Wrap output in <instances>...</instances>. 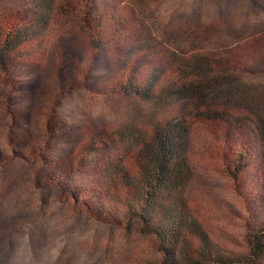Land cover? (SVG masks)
<instances>
[{"label":"rangeland","instance_id":"374dc122","mask_svg":"<svg viewBox=\"0 0 264 264\" xmlns=\"http://www.w3.org/2000/svg\"><path fill=\"white\" fill-rule=\"evenodd\" d=\"M38 2L0 0V22H32ZM131 2L142 24L128 56L93 54L70 17L56 26L46 56H25L10 74L0 71V264H149L159 257L151 236L109 221L102 178L107 162L129 148L116 131L179 120L193 101L150 103L109 90L133 70L170 65L177 54L234 55L244 65L232 98L264 111V0ZM142 46L149 51L140 53ZM124 57L129 63L120 66ZM199 131L205 154L185 197L216 245L243 253L242 198Z\"/></svg>","mask_w":264,"mask_h":264},{"label":"trees","instance_id":"16d2710c","mask_svg":"<svg viewBox=\"0 0 264 264\" xmlns=\"http://www.w3.org/2000/svg\"><path fill=\"white\" fill-rule=\"evenodd\" d=\"M131 1L39 0L30 8L32 22H0V71L10 74L19 59L46 56L56 26L70 17L93 54L115 49L128 56L142 24ZM139 50L149 51V46ZM177 55L170 65L133 70L109 87L117 95L144 102L181 98L193 103L179 120L148 130L124 126L115 132L129 148L125 157L105 165L102 192L107 218L156 241L159 257L149 264H264V111L231 96L244 65L240 57ZM128 59L124 57L120 66ZM200 129L210 139L219 168L242 198L247 242L243 253L216 245L185 197L194 167L205 154L204 146L198 145Z\"/></svg>","mask_w":264,"mask_h":264}]
</instances>
